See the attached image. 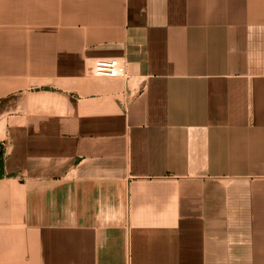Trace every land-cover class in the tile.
Segmentation results:
<instances>
[{
	"label": "crops",
	"instance_id": "1",
	"mask_svg": "<svg viewBox=\"0 0 264 264\" xmlns=\"http://www.w3.org/2000/svg\"><path fill=\"white\" fill-rule=\"evenodd\" d=\"M0 143V264H264V0H0Z\"/></svg>",
	"mask_w": 264,
	"mask_h": 264
},
{
	"label": "built area",
	"instance_id": "2",
	"mask_svg": "<svg viewBox=\"0 0 264 264\" xmlns=\"http://www.w3.org/2000/svg\"><path fill=\"white\" fill-rule=\"evenodd\" d=\"M92 73L99 77L125 78L127 68L123 62H102L95 60L92 63ZM5 151V146L0 143V151Z\"/></svg>",
	"mask_w": 264,
	"mask_h": 264
},
{
	"label": "trees",
	"instance_id": "3",
	"mask_svg": "<svg viewBox=\"0 0 264 264\" xmlns=\"http://www.w3.org/2000/svg\"><path fill=\"white\" fill-rule=\"evenodd\" d=\"M3 163H4V151H0V178L3 177Z\"/></svg>",
	"mask_w": 264,
	"mask_h": 264
}]
</instances>
